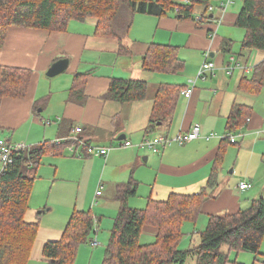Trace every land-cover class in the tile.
I'll return each instance as SVG.
<instances>
[{"label":"crops","instance_id":"crops-1","mask_svg":"<svg viewBox=\"0 0 264 264\" xmlns=\"http://www.w3.org/2000/svg\"><path fill=\"white\" fill-rule=\"evenodd\" d=\"M223 1H211L210 6L215 7L211 16L215 19L202 25L178 18V8L166 15L131 14L124 10L117 19L120 37L99 35L96 18L71 20L66 31L25 27L9 30L5 47L0 49V66L29 68L33 74L25 97L6 96L0 100V140L31 149L75 136L87 145L109 148L106 155L88 154L83 143L66 141V147H63L66 142L55 143L60 147L59 153L48 149L50 152L42 156L26 215L27 221L39 224L28 264H47L45 245L61 240L76 210H89L95 218L93 231L80 247L90 242L94 249L98 248L104 238L101 227L105 216L100 212L109 208L112 216L118 215L120 199L129 182L137 184V192L128 196L126 202L138 209L147 208L151 199L167 200L173 193H201L221 151L224 154L218 186L210 191L217 196L205 201L196 224L187 222L184 230L202 231L210 215L236 213L253 199L264 197V87L253 91L252 85L245 81L255 70L254 66H248V61L253 57L258 65L264 60V51L242 50L246 30L236 25L241 6L234 7L233 0L223 10L220 8ZM202 11L203 7H199L195 18ZM230 40L231 50L236 53L233 55L249 70L240 67L232 74L226 72L231 54L225 53L223 45ZM155 44L177 50L184 65L180 72L144 68V57ZM241 52L244 54L239 56ZM207 55L217 64L216 70L206 79H198L193 95L187 97L183 90L197 79ZM65 58L69 60L68 68L49 76L50 67ZM78 73L87 74V79L73 89ZM113 80L147 81L146 98L132 102L105 99L103 95ZM166 85L179 91L164 97L165 103L156 117L155 104L163 93L161 86ZM236 105L248 106L252 114L237 131V142H224L221 135H226ZM170 107V113L161 114ZM194 125L200 126L202 137L189 143H174L162 147L159 153L148 152L141 146L147 137L157 134L173 137L187 133ZM77 127L82 131L76 134ZM212 132L217 136L207 139L205 136ZM127 140L133 145L121 144ZM71 145L73 150L69 148ZM46 155L54 163L50 173V169L45 171L41 167ZM46 173L49 175L44 177ZM243 182L253 186L240 189ZM158 234L157 226L146 224L140 242L152 243ZM93 241L98 244L93 245ZM95 257L96 253L90 255V264ZM263 261L261 253L254 264Z\"/></svg>","mask_w":264,"mask_h":264},{"label":"trees","instance_id":"trees-1","mask_svg":"<svg viewBox=\"0 0 264 264\" xmlns=\"http://www.w3.org/2000/svg\"><path fill=\"white\" fill-rule=\"evenodd\" d=\"M212 0H0V49L5 47L7 35L12 27L66 31L71 20L96 18L97 33L120 37L116 26L124 10L128 13H151L166 15L178 8L177 16L182 20H196L199 7L207 19L215 18L208 12ZM236 25L246 30L242 50L264 51V0H243ZM232 41L225 42V53L231 50ZM244 53H239L242 56ZM238 56V57H239ZM143 66L150 71L180 72L183 61L174 47L152 45L144 57ZM33 71L29 68L0 66V100L6 96H26ZM87 74L75 76L73 89L87 79ZM253 91L264 87V60L255 66L254 74L245 79ZM177 87L161 86V98L156 101L154 114H158L168 94ZM148 83L144 80H113L105 99L132 102L146 98ZM159 96V95H158ZM158 99V98H157ZM251 108L236 105L227 125V138L236 135L251 117ZM171 107L161 114L166 116ZM153 117L156 123L157 116ZM151 127H154L151 126ZM154 130V129H153ZM67 142L63 144L66 147ZM50 146V148H48ZM54 142L23 151L14 164L0 173V264H28L37 235V222L27 221L29 200L36 180V171L43 155L53 151L59 153ZM48 149H51L50 151ZM49 151V152H48ZM223 152L214 162L207 187L199 194L173 193L167 200H150L147 208L130 207L126 198L136 194L137 184L129 182L121 196L122 205L115 219L111 238L106 248L103 264H228L231 252L251 251L260 256L264 241V197L253 199L250 205L236 213L210 215L207 226L198 233L199 241L182 247L186 235L184 225L195 222L201 214L206 200L215 198L211 194L218 186L222 168ZM151 224L159 228L155 241L142 244L143 227ZM95 226L92 212L75 211L61 240L45 245L47 264H75L79 247L89 238ZM264 264V261L263 263Z\"/></svg>","mask_w":264,"mask_h":264},{"label":"built area","instance_id":"built-area-1","mask_svg":"<svg viewBox=\"0 0 264 264\" xmlns=\"http://www.w3.org/2000/svg\"><path fill=\"white\" fill-rule=\"evenodd\" d=\"M232 2L233 0H224L220 4V8H222L223 10H226L227 5ZM214 9H215L214 6H209L208 12L213 13ZM195 19H196L195 22L200 25H202L203 23H209L211 21L207 19V17H205L204 14L197 15ZM216 67H217V64L215 63V61L210 60L207 55L205 61L202 63L201 68L198 72L197 79L191 81L190 87L187 89H184L183 94L186 95L187 97H191L194 92L196 81L198 79H206L207 77H209V75H213L216 70ZM240 67H243V66L237 60V56L231 54L229 56L228 63L226 64V69H225L226 72L228 74H232L237 68H240ZM243 68L249 70L248 67H243ZM81 131H82V128L77 127L75 130V133L77 134ZM215 136H217L216 133L212 132L209 135H206L205 137L207 139H210ZM200 137H202L201 128L199 125H194L192 129L189 130L187 133H179L173 137H170L164 134H157L152 137H147L142 141L141 146L154 153H159L162 150V147L170 146V145H173L174 143H177V144L189 143ZM221 137L225 139L227 138V135H221ZM66 141H72L73 143L74 142L83 143V145H85L87 148L88 154H94L95 152H97L101 155H106L109 150V148H106V147L87 145L86 143L83 142V140L75 136L69 137L68 139H63V138L57 139L55 143L57 145H60ZM230 141L231 143H236L237 142L236 135L230 136ZM121 144L125 147H129L133 145L132 142L128 140L122 142ZM0 148H1L0 161L3 163V169L1 170V172H3L5 169H7L12 164H14V162L16 161V158L19 157L21 153H23V151L28 150L27 149L28 147L24 144H15V145L12 144L11 145V144L6 143L4 140H0ZM69 148L73 150L74 146L71 145ZM252 186L253 185L251 183L243 182L240 184L239 188L244 190V189H249ZM97 244H98L97 241H93V245H97Z\"/></svg>","mask_w":264,"mask_h":264},{"label":"rangeland","instance_id":"rangeland-1","mask_svg":"<svg viewBox=\"0 0 264 264\" xmlns=\"http://www.w3.org/2000/svg\"><path fill=\"white\" fill-rule=\"evenodd\" d=\"M233 5L236 8L239 7V6H242L243 5V0H235ZM121 30H123V27H122ZM236 48L237 47H235V50H236ZM255 53H258V52H255ZM248 62H249L248 66H250V67L254 66V68H255L256 65L254 64V62H256V59L251 57ZM146 151L149 152L150 150H146ZM69 155H71L69 157H72L71 153H69ZM51 161H53V160H51V156H49V155L44 156L43 159H42V163L43 164H42L41 167L45 171H48L50 169L49 173L52 170V165L51 164H54ZM56 165H59V164H56ZM2 169H3V163L0 161V172H1ZM49 173H46L44 177H47L49 175ZM96 207H98V206H96ZM86 211L89 212V210H86ZM100 213L105 216V220H104L103 226L101 227V235L104 236L102 241H100L102 243L96 249H94L92 247L90 242L82 245L80 247L82 252L80 253V249H79L75 264H90V262H89L90 255H92L94 253H96V257L94 258V260H93V262L91 264H96L97 260H101L100 262H98V264H103L104 257H105V254H106V248H107L108 243H109L108 238H109V235L111 236L110 231H112L113 228H114L115 219H116L117 216L116 215L112 216V213H111L109 208H107L105 210H102ZM184 231L186 232L185 237L188 238V243L185 244L186 238L184 237L183 241H182V247L183 248H187V247L191 246V243L193 242V240L196 241V242L199 241L198 234H194V231L191 232V233H188L186 230H184ZM191 234H193V235L191 236ZM260 252L262 254H264V242H262V246H261ZM238 255H239V257H238ZM236 257H237L238 261H235ZM255 259H256V254L254 252H251V251L234 252L233 251L230 254V262L228 264H254L255 263ZM189 261H191L190 262L191 264L193 263L192 260H189Z\"/></svg>","mask_w":264,"mask_h":264},{"label":"water","instance_id":"water-1","mask_svg":"<svg viewBox=\"0 0 264 264\" xmlns=\"http://www.w3.org/2000/svg\"><path fill=\"white\" fill-rule=\"evenodd\" d=\"M69 66V60L68 59H60L56 61L48 70L47 74L49 76H56L58 74H61L64 72Z\"/></svg>","mask_w":264,"mask_h":264}]
</instances>
